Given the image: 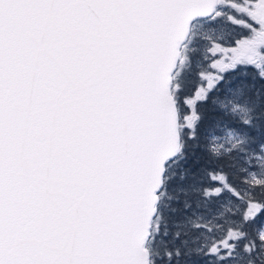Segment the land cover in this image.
Here are the masks:
<instances>
[{
	"label": "snow or ice",
	"instance_id": "1",
	"mask_svg": "<svg viewBox=\"0 0 264 264\" xmlns=\"http://www.w3.org/2000/svg\"><path fill=\"white\" fill-rule=\"evenodd\" d=\"M0 264H264V0H0Z\"/></svg>",
	"mask_w": 264,
	"mask_h": 264
}]
</instances>
